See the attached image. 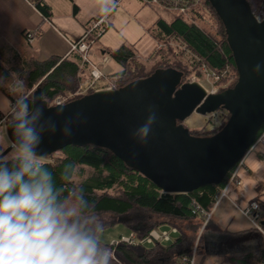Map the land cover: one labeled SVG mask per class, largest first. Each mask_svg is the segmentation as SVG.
Returning <instances> with one entry per match:
<instances>
[{"label":"trees","instance_id":"1","mask_svg":"<svg viewBox=\"0 0 264 264\" xmlns=\"http://www.w3.org/2000/svg\"><path fill=\"white\" fill-rule=\"evenodd\" d=\"M31 2L41 16L47 19L49 7L45 0ZM247 2L252 12L258 8L264 12V0ZM191 4L193 5L184 14L150 5L158 15L150 29V35L160 48L155 47L147 57H141L129 44H122L113 51L101 50L103 53L107 52L110 61L120 68L113 75L117 78V88L148 78L159 69L180 72V85L188 83L192 76L202 80L203 76L198 68L203 65L218 74L224 73L227 80L231 79L230 87L235 86L238 72L224 24L209 0H197ZM106 31L99 35L94 32L89 38L94 44ZM28 33H24L25 38ZM33 34L35 37L36 34ZM39 36L37 34V38ZM170 41L182 46L197 66L185 63L182 52H178L176 47H169ZM87 78L88 66L75 53L64 58L52 56L42 62H28L25 73L20 77L24 91L18 96L17 112L9 117L8 124L24 116L21 104H26L28 113L30 112L32 99L26 94L35 86L41 91V99L51 104L57 96L73 94ZM91 93L93 92L88 94ZM78 98L81 97H73L72 100ZM228 118L229 115L218 128L189 133L195 137L212 136L226 124ZM263 130L264 122L259 134ZM8 146L9 142L0 137V154ZM0 161L12 168L17 161V149L9 151ZM40 163L52 174L54 189L58 193L57 203L64 211L70 212L73 218L80 217L88 226H92L89 222L94 218L113 219L102 222V227L96 224L92 233L100 247L109 253V264H179V253L193 244L202 227V218L194 211V206L210 211L230 176L229 172L220 184L204 186L190 193L172 194L160 190L109 150L93 145L67 146L44 157ZM258 206L264 229V203H259ZM118 223L124 224L139 239L145 237L150 230L165 226L177 228L178 234L171 243L150 247L135 248L125 244L109 246L101 243L99 234ZM112 252L114 256L111 255ZM226 260L234 264H261L264 262V248L240 257H228Z\"/></svg>","mask_w":264,"mask_h":264},{"label":"water","instance_id":"2","mask_svg":"<svg viewBox=\"0 0 264 264\" xmlns=\"http://www.w3.org/2000/svg\"><path fill=\"white\" fill-rule=\"evenodd\" d=\"M209 2L225 26L236 64L233 88L206 96L193 82L180 85V72L159 69L108 94L93 92L57 107L48 106L37 87L27 116L5 127L9 146L0 159L17 149L18 125L27 119L40 135L35 148L40 158L67 146L93 145L109 150L165 193L223 182L264 122V21H256L247 0ZM218 109L229 118L212 136H192L182 125L194 112Z\"/></svg>","mask_w":264,"mask_h":264},{"label":"crops","instance_id":"3","mask_svg":"<svg viewBox=\"0 0 264 264\" xmlns=\"http://www.w3.org/2000/svg\"><path fill=\"white\" fill-rule=\"evenodd\" d=\"M61 1L69 2L72 8L69 7L65 13H55L53 6L55 2L59 4V0H45L49 16L44 20L31 0H0V114L9 112L12 100L19 99L18 96L24 91L20 77L25 73L28 62H42L52 56L67 57L69 43L80 39L90 41L89 36L84 38V34L94 18L105 14L111 26V12L121 4L114 7L112 0L110 9L82 22L78 16L85 11L86 5L92 7L93 0ZM25 32L36 34L31 43L27 42ZM37 34H40L38 38ZM103 55L101 52L97 61L92 63H98ZM115 73L104 74L112 76ZM236 174L240 184L231 187L225 197L216 200L211 219L206 224L208 226L205 230V227H201L205 235L202 236L203 246L196 251L195 264H234L226 259L264 248V235L253 227L252 221L243 213L251 202L264 203V147L258 146L246 153L236 166ZM201 222L203 225V219ZM170 228L174 227H161L166 230Z\"/></svg>","mask_w":264,"mask_h":264},{"label":"clouds","instance_id":"4","mask_svg":"<svg viewBox=\"0 0 264 264\" xmlns=\"http://www.w3.org/2000/svg\"><path fill=\"white\" fill-rule=\"evenodd\" d=\"M21 111L26 117V104ZM29 123L18 125L22 138L13 167L0 161V264H109L92 234L102 222L88 226L57 203L52 174L35 151L40 135Z\"/></svg>","mask_w":264,"mask_h":264},{"label":"rangeland","instance_id":"5","mask_svg":"<svg viewBox=\"0 0 264 264\" xmlns=\"http://www.w3.org/2000/svg\"><path fill=\"white\" fill-rule=\"evenodd\" d=\"M65 2H62L61 0H59V4L55 2L53 6V10L55 11V13H57V11L59 13H65L66 11H69L68 10L69 7L70 9L72 8L69 2L67 1ZM144 2L145 0H122L120 6L115 8V10L111 12V18L109 19L112 24L109 27V30L100 40V43L96 42L95 45H92L93 47L91 46L92 48L90 50L91 61L93 62L97 61L96 58L100 56V53L102 52L101 50L113 51L123 43L132 45L133 48L139 53L141 57H147L148 55H150L152 51H154L153 50L155 49L154 47H157V49L160 48V45L158 44L156 45L154 39L150 35V29L152 28L155 20L157 19V15L152 10L151 6L145 4ZM111 5H112V0H93L92 7H88L86 5L85 11H82V13L78 16V18L80 19V21L84 22L90 17H94L102 13L106 9H110ZM253 15L258 23L264 21V15H258V12H256ZM168 45L169 47L172 46V48L176 47L178 49L177 50L178 52L179 51L182 52V57L185 63L192 64L193 66H197V64H193L194 62L192 60V57L189 55L188 52L185 51V49L182 46L175 43L174 41H170ZM104 54L108 56L107 52H105ZM100 69L102 70L103 73L108 75H111L120 70L119 66L112 61H109L108 64L104 65ZM198 69L202 73L203 79L197 80L195 76H192L189 82L190 83L193 82L194 84L200 85L205 90V92H207L206 96L211 95L210 92L213 90L216 91V94H218L226 89L231 88L230 87L231 79L227 80V78H225L224 81H220L219 83H216L214 85L215 80L213 79L211 80L210 78L208 79L205 76L202 66L199 67ZM36 88H33L26 95L29 94L32 99V94L36 90ZM103 92H109V91H103ZM48 106H52V105L48 104ZM218 111H221L223 115L219 114L220 119L218 121L215 120V125H212L210 123L208 115H201L195 112L192 113L190 116H188L182 122V125L186 127L189 131H199L201 129L210 131L215 128V126L221 121L222 117L224 120L226 116L227 113L226 110L224 111V109L223 110L218 109ZM1 128L3 133L0 134V137L4 138L6 142H9L5 134V127L4 128L1 127ZM40 160H44V158H41ZM93 221L109 222V221H113V219L110 217L94 218L89 223L92 225ZM205 229L206 228H204V230ZM204 230L200 229L198 231L195 241L193 242L192 245H190L186 249L184 248L183 250H181V252L179 253L180 257L192 252L194 247H196V251H197L201 245L203 246L202 236L203 234L205 235ZM131 234L132 233L128 230V228L124 224L118 223L103 230L99 234V240L101 243L110 246L114 242L120 241V239L122 238L130 237ZM195 253L197 254V252Z\"/></svg>","mask_w":264,"mask_h":264},{"label":"built area","instance_id":"6","mask_svg":"<svg viewBox=\"0 0 264 264\" xmlns=\"http://www.w3.org/2000/svg\"><path fill=\"white\" fill-rule=\"evenodd\" d=\"M122 0H113V6L116 7ZM197 0H145V4L157 6L163 8L165 10H173L174 12H178L184 14L191 5V3H196ZM258 12V15H264V12L259 8L252 12L255 14ZM44 18V17H43ZM44 20H47L44 18ZM110 24L106 17V15H101L97 19L93 20L91 26L88 30H86L84 34V38L90 36L92 33L96 32L99 35L101 32L106 31L109 29ZM26 40L28 43H31L34 40V34L28 33L26 35ZM93 45V41L90 40L89 42H84L82 39L76 42L69 43V54L75 53L77 54L81 62L88 66V78L85 79L83 82L79 84L76 91L73 94L65 95V96H57L53 99L51 105L52 106H63L66 103L72 101L73 97H83L88 95L89 92H98L102 90H109L113 91L118 89L117 88V78L115 76H108L105 75L102 70L100 69L102 66L106 65L110 61L109 55H103L101 60L98 63H92L90 58V49ZM203 72L205 76L209 79H213L214 85L225 79V74H218L207 69L204 65L202 66ZM207 93V92H206ZM211 95L216 94V91H211ZM19 105V100L15 99L11 103V107L9 112L0 114V128L6 127L8 125V119L11 115L17 112V107ZM223 110V109H222ZM225 111V110H224ZM219 114H222L221 111H215L212 113L207 114L209 121L212 125H215V120L218 121L220 119ZM223 115V114H222ZM228 112L226 113V116ZM225 116V117H226ZM223 117L221 121L215 126L218 128L222 125ZM262 146L264 147V130L256 137L250 148L249 151L254 150L256 147ZM241 161L236 165L238 166ZM240 184L237 174H236V167L234 170L230 171V176L224 186V188L220 191L219 196L217 197V201L221 198L226 196V192L233 186H238ZM194 211L200 214L201 218L203 219V227L209 222L212 216V209L210 211H204L199 206H194ZM244 215L248 217L252 223L253 227L264 235L263 227L260 224V212L259 206L256 202H251L247 208L243 211ZM178 234V231L175 228L166 229H153L150 230L145 237L139 239L135 236V234H131L130 237L122 238L120 241L114 242L112 246H117L118 244H125L130 247H150L156 244L164 245L166 243H171L174 240V236ZM196 247H194L193 251L189 254L183 255L179 259V264H195V257H196ZM114 256L113 252L111 253ZM264 264V263H263Z\"/></svg>","mask_w":264,"mask_h":264},{"label":"bare ground","instance_id":"7","mask_svg":"<svg viewBox=\"0 0 264 264\" xmlns=\"http://www.w3.org/2000/svg\"><path fill=\"white\" fill-rule=\"evenodd\" d=\"M197 89H199L200 91H204V89L200 86V85H198V84H194V83H192ZM103 91H109V90H102V91H98L97 92V95H101V94H108L109 92H103Z\"/></svg>","mask_w":264,"mask_h":264}]
</instances>
